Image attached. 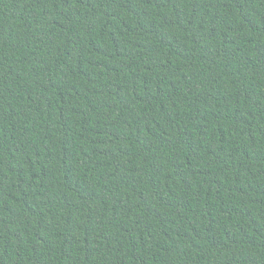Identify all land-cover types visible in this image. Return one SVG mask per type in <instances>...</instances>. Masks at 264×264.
I'll list each match as a JSON object with an SVG mask.
<instances>
[{
    "label": "trees",
    "instance_id": "obj_1",
    "mask_svg": "<svg viewBox=\"0 0 264 264\" xmlns=\"http://www.w3.org/2000/svg\"><path fill=\"white\" fill-rule=\"evenodd\" d=\"M0 264H264V0H0Z\"/></svg>",
    "mask_w": 264,
    "mask_h": 264
}]
</instances>
